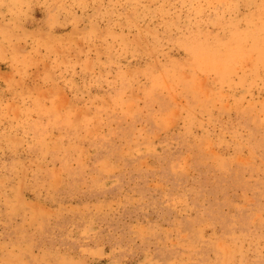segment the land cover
Instances as JSON below:
<instances>
[{
	"label": "rangeland",
	"instance_id": "1",
	"mask_svg": "<svg viewBox=\"0 0 264 264\" xmlns=\"http://www.w3.org/2000/svg\"><path fill=\"white\" fill-rule=\"evenodd\" d=\"M0 264H264V0H0Z\"/></svg>",
	"mask_w": 264,
	"mask_h": 264
}]
</instances>
